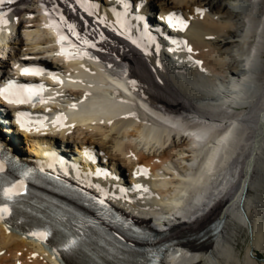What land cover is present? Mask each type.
I'll return each instance as SVG.
<instances>
[{
  "label": "bare ground",
  "instance_id": "bare-ground-1",
  "mask_svg": "<svg viewBox=\"0 0 264 264\" xmlns=\"http://www.w3.org/2000/svg\"><path fill=\"white\" fill-rule=\"evenodd\" d=\"M0 12V86L43 84L46 101L0 99L2 144L28 161L56 152L53 171L175 242L166 264H264V0H15ZM29 64L47 68L25 76ZM46 227L55 244L0 217V264H97L85 226Z\"/></svg>",
  "mask_w": 264,
  "mask_h": 264
},
{
  "label": "snow or ice",
  "instance_id": "snow-or-ice-1",
  "mask_svg": "<svg viewBox=\"0 0 264 264\" xmlns=\"http://www.w3.org/2000/svg\"><path fill=\"white\" fill-rule=\"evenodd\" d=\"M13 3L15 0H0V5H3L5 3ZM81 0H77V3H80ZM85 11H88L85 9ZM89 15H93V13L89 12ZM98 23H103V21H97ZM9 23L8 19L6 18V15L2 12H0V25H7ZM68 31L72 34V36L79 38L80 34L76 31V27L72 24H69ZM68 36L61 35L60 36V42L63 43L64 41L68 40ZM83 43L85 45H88L91 48H96L95 43H91L89 40L85 39L83 40ZM75 47V45H74ZM191 51V49H189ZM75 58V57H70ZM44 74V69L39 67H26L23 69V75L25 76H41ZM53 80H56L58 83H62V81L59 80V78L56 75H53ZM45 89V85L38 84V85H21L17 84L14 80L10 81L7 86L0 89V98L7 101L8 104H15V105H24L33 102L35 99L39 98L41 103H45L46 101L43 99L42 93ZM20 117H24L27 115V113L21 112L19 113ZM65 118L61 115L58 116L55 123L60 124L61 121H63ZM0 171H3V166L0 165ZM43 171V169H41ZM57 179L60 177L57 176ZM9 197L11 196V190H8ZM98 203L101 205L105 204V201L103 199L98 200ZM8 209L5 207L3 209V212H7ZM35 235V233H33ZM46 235V234H45ZM43 238V237H42Z\"/></svg>",
  "mask_w": 264,
  "mask_h": 264
},
{
  "label": "rangeland",
  "instance_id": "rangeland-1",
  "mask_svg": "<svg viewBox=\"0 0 264 264\" xmlns=\"http://www.w3.org/2000/svg\"><path fill=\"white\" fill-rule=\"evenodd\" d=\"M262 256L264 257V253H262ZM262 261V260H261Z\"/></svg>",
  "mask_w": 264,
  "mask_h": 264
}]
</instances>
